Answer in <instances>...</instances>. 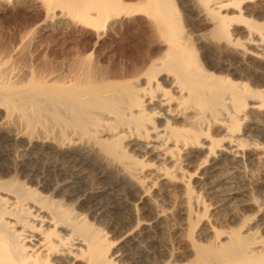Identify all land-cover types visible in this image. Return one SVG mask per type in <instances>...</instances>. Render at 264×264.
<instances>
[{"label": "bare ground", "instance_id": "6f19581e", "mask_svg": "<svg viewBox=\"0 0 264 264\" xmlns=\"http://www.w3.org/2000/svg\"><path fill=\"white\" fill-rule=\"evenodd\" d=\"M39 1L48 20L68 16L87 28L94 36L85 38L98 51L86 53L89 46L64 50L52 36L44 40L45 49L26 55L30 63L24 68L0 53V264H123L124 258L128 264H264V202L239 198L241 188L227 163L243 153L247 161L261 153L259 143L242 138L241 116L249 105L264 110V86L254 81L251 89L214 62L215 50L243 65L264 60V23L246 16L263 15L264 0ZM141 18L150 21L148 28L157 36H141L142 41L109 36L111 26ZM237 27L244 28L242 41ZM1 37L7 42L3 51L11 54L16 45L36 39ZM133 42H144L146 54L135 51ZM253 128L263 131L258 124ZM195 167L194 174L204 178L223 171L213 178L222 187L206 188L212 198L221 196L223 207H239L242 214L227 213L235 226L220 229L205 222L209 205L190 185L196 176L189 169ZM156 180L159 191L169 182L182 185L179 214L188 220L187 237L191 240L202 224L207 241L192 242L189 256L180 258L160 244L156 252L141 247L142 254L136 250L134 257L129 251L140 247L141 234L150 241L164 226L159 222L163 211L136 219L123 235L124 250L112 251L95 217H108L110 227L123 228L121 213H131L126 198L137 190L146 197ZM115 188L124 192L108 202L94 199ZM194 210L201 211L195 221ZM248 210L252 216H244Z\"/></svg>", "mask_w": 264, "mask_h": 264}, {"label": "rangeland", "instance_id": "374dc122", "mask_svg": "<svg viewBox=\"0 0 264 264\" xmlns=\"http://www.w3.org/2000/svg\"><path fill=\"white\" fill-rule=\"evenodd\" d=\"M31 1L30 0H20V1L19 0H0V40H2V42L1 41L0 42L3 45V47H1L2 50L0 51V53H2L1 57L4 58L5 55H6L5 59L6 58L15 59L16 58L15 62L18 63V64L16 63V65L19 68H24V65L27 66L28 63H30L29 61L26 60V58H27L26 55L29 56V55H31V53L32 54H36L39 51L45 49L46 44H45L44 40L46 41L47 38H48V40L53 38V41H56V40L59 41L60 45L63 47L64 50H72V51H76V52L78 50V52H80L82 49L85 48V46L86 47L89 46L88 47L89 49L85 48V50L87 49L86 53L89 54V52L91 53V52H97L98 51L96 47H91L92 42H90L89 39L85 38L87 36H94V34H92L91 32H88L87 28H85L83 25L81 26V24L78 23V21H76V20H74V19H72L70 17L68 18V16L65 17V18H59V19L58 18H54L53 20H48L45 17L44 13H42V12H44V6H42V3L39 0H31ZM35 8H36V10L41 11L40 15L39 14H34V12L36 11V10L34 11ZM56 10L58 12L61 11V9L58 8V7L56 8ZM178 10L180 12L182 11L180 6H179ZM246 16L249 19H251V20L254 19L253 22L256 21V23H258V22L259 23H264V14L263 15H261V14H253L251 16L246 14ZM38 17H39V19H38ZM148 21L149 20L146 19V18H141V20H139V23H136V24H134V23L128 24L127 22H125L121 26L113 25L114 28H112V26H111L108 34H109V36H116V38L117 37L120 38L119 37V35H120V36H128L129 38H132L133 40H137L138 39V40H141V41L143 40V38L141 36H150V35L151 36H157L151 30V27H150V29L148 28L149 26H151V25H149L150 21L149 22ZM137 24H139V25H137ZM145 26L148 28V35H145V29H147ZM117 27H119V29L121 27L122 28L119 30ZM242 28L243 27H237V29H236L237 30L236 31L237 32V36H238V31H239V36L241 35L240 39L242 38V35L246 36L244 31L242 30ZM185 29L187 30L188 28L186 27ZM122 30H123V32H122ZM1 36H35L36 39H34L32 41H27L26 40L27 43L25 41L22 44L16 45L14 47V49L11 51L12 52V54H11L8 51H3L4 49H6V46L4 45L5 44L4 42H6V41L5 40L3 41ZM103 36H105V35H103ZM49 37H52V38H49ZM132 39H130V40L133 41ZM242 40L243 39H241V41ZM1 43H0V46H1ZM24 43H26V44H24ZM84 43H85V45H84ZM111 43H112V41H109L107 44L109 45ZM107 44H106V46H107ZM131 44H132L133 47H135V48H133L135 51H136V49H138L141 52V54H146L144 52L147 50V45L144 42H142V43L139 42V44L141 46V49L140 48H136L137 45H139V44L134 43V42L131 43ZM141 44H144V45H141ZM143 46H144V48H143ZM215 52H214L215 53V58L216 57H218V58H216L215 59L216 61H214V62L216 64H218V65L220 64L222 69L224 67L225 68L224 71H230L232 73L234 72L233 75H235V73H236V76H238V77H236L237 81H239V80L241 82L244 81L242 83L246 84L247 86L249 85L250 87L249 86L248 87L251 88V89L252 88L253 89L256 88V86L258 84H260L261 87L264 86L263 85L264 84V71H263L264 70L263 69L264 68V64H263L264 60L263 59L261 60L260 58H258L260 60H255L256 58H254L253 60L248 61L246 63V65H243L242 63H240V62H238L236 60H235L236 62L235 61L233 62V59H231V58L229 59V57H226V55L219 54V51L217 52V50H215ZM6 53H8V54H6ZM8 55L11 56V57H8ZM222 59H227V63H228V60L229 61L232 60V61H230L232 63L231 64L229 63L230 64V69H229V66H228L229 64H227V63L224 64L223 61H225V60H222ZM219 60H221L222 62L221 61L219 62ZM249 62H250V64H249ZM225 65H226V67H225ZM227 67H228V69H227ZM235 71H237V72H235ZM232 73H230V74H232ZM249 74H251V75H249ZM252 74H254V75H252ZM259 75L261 77H263V78H261ZM258 76H259V79H261V81L258 79ZM254 81L257 82V85H256V82H254ZM249 106H248L249 108L247 107L245 109V112H244L245 114L242 113V116H241L242 120H243V117L245 118V120L243 121L244 122L243 125H244L245 128L242 125L243 131L245 130V132H244L245 134H243L242 138L245 141H247V142H252L251 140H253V141H256L257 143H259L260 144V148H259L258 152L260 151L261 153L259 152L260 154L258 156L257 152L253 151L252 152L253 154L256 153V154H254L255 155L254 157H257V156L258 157L254 158V159H251L252 161L251 160L247 161L245 159V154H247V153H243V154H240L238 156V159H235V161H233V162L231 161V162H227V163L231 164V166L228 165V167L229 166L232 167V169H233L232 172H233V174L235 173L232 177L234 178L236 186L238 188H241L239 191H241L242 193L240 192V194H238L239 198L242 197L241 198L242 200L244 198H246V197L247 198H256L259 202L261 200H262L261 202H264V155H263V153H264V150H263L264 149V110L261 111V110L255 109L254 106H252V107H251V105H249ZM251 122H255V126H256V124H258L260 126L261 130H263V131H261L262 133L261 132L259 133V132H257V130H254L253 127H255V126H254V124H253V126H251V124H250ZM246 125L250 126V128L248 130H246V128H247ZM255 159L258 160V161H256ZM250 161L252 162V164H249ZM195 170H196V167L189 169V172L191 171L192 172L191 174H194ZM234 170H235V172H234ZM221 173L223 174V171L219 170L215 174H216L217 177H219V175ZM194 175L196 176V178L190 181V185L192 186V189H193V194L194 195H199L200 199L203 200V201H207V202H205V204L209 205V208H208V212L209 213H207V220H205V222L209 223L211 226H213L215 228H220V229H221V227L223 229H227V228H229L231 226L232 227L235 226L236 224H234V222L232 224V222L230 220H227L228 219L227 213L229 214L230 211H235L236 212L237 210H238L239 213H241L240 210L238 209L239 207H237L235 204L234 205L230 204L232 206V208L235 207L234 210H231V206L227 207V205H225L226 208L223 207V205H222V203L220 202V199H219V197H221V196H218L217 198L214 199V198H212L213 195H210L212 190L207 189L208 185H209V188L211 187V185H216V187L217 186L218 187H222V183H219L221 181L217 182L216 181L217 180L216 176L214 177L213 175H212L211 178H204L203 176H201V173L200 174L197 173V174H194ZM213 178L214 179L216 178V180H214ZM150 181H152V179H150L149 182H146V184H148L149 186H150ZM210 181H212L213 184ZM194 182H195V184H194ZM169 183L165 184L166 186L169 184L167 186V188H166L165 185H164L165 189H164V187H161V188H163V191L161 189L160 190L161 192H160L159 191L160 188L157 187V185L159 186L161 184H160V182H158V180H156L155 188H151L149 190V193L146 195V197H144L142 195L140 190H137L138 194L141 193L140 196L137 193H134L135 196H132V197H129V198L127 197L126 200H125L127 202L126 209H127V211H131V213L130 212L123 213V214L121 213V215L125 218L124 219L125 221H124V224H122L124 227L122 228V226H120L119 230H118V228L114 229L113 227H110L111 222L108 221L110 218H108V217H106V218L105 217H99V216L95 217L94 216L95 219H96L94 221V223L96 224V222L98 221L96 226L99 227V229H101L104 232H106L108 234L109 241H111L113 243V248H115V249L112 248V251L113 250L117 251V249H120L122 247L120 244L123 243L122 242V240L124 239L123 235L127 231L132 230L136 226V224H135L136 223V219L142 218L144 220H147L148 219V214H150V213L151 214L152 213L155 214L157 212H163V211H164L163 212V214H164L163 218L164 219L163 218L159 219L160 220L159 221L160 225H162V224L164 225V226L162 225L163 227L160 230H158L159 232L160 231L161 232L160 233L158 231L155 232L156 235H155V233H153L152 236H151L152 239L149 236L150 237L149 238L150 241L147 240V237H146L147 235L141 234V239L142 240L141 239H139V240L141 242L143 241L142 242L143 244L141 243L139 248H138V246H135V249L132 247L133 249L131 248L132 250L129 251V253L134 255V257L136 255L137 256L139 255V251H140V254H142V251L143 252L144 251H148V250L150 251L151 249L153 251H150V252H156L157 249H158L157 247L162 245V247L165 246L166 248L168 247V249H169V247L174 249V251H175L174 254L177 255L180 258L182 255L183 256H189L188 255V253H189L188 251L191 248L190 246H191L192 242L203 243L204 244L207 241L206 235L204 236V233L202 234V232H203V230H202L203 226H201L202 224H198L195 227V229L193 230V233H192L191 240L187 237L188 234H189V230H188V226H187L188 225V220H187L186 217L181 216L179 214V211H180L181 206H182V205H180V202H181V204L184 203V201L182 199L184 197V194H182V193H184L183 192L184 190L181 189V188H183V187H181L182 185L181 186H180V184L178 185L177 182H174V183L173 182H169ZM168 187H170V188H168ZM86 188H88V187H86ZM167 189H169V191H167ZM119 190H120L119 188L118 189L115 188L111 192L108 191L109 193H113L114 192L112 194L113 196H111V195L109 196V194H107L108 192L106 194L103 193L102 196L101 195H99V196L98 195H96V196L93 195V196H94V199H98V200H96L97 202L98 201L108 202L110 197H116L117 198V197H119V195H121V193L124 192V190H122V189L120 191ZM93 191L99 192L96 187L93 188ZM115 191H117L118 193L120 192V193L118 194ZM135 192H136V188H135ZM150 192H152V193H150ZM203 192L206 193L205 194L206 197H204L205 195H203L204 194ZM207 192H209V193L207 194ZM116 193H117V195H115ZM241 194H242V196H241ZM136 196H138V197H136ZM130 198H132V199H130ZM136 198L137 199L139 198V199L137 200ZM206 198H208V200H206ZM209 199H213V200H209ZM182 201H183V203H182ZM213 201H214V203H213ZM212 204L214 206H212ZM179 205H180V207H179ZM134 206L136 207V212L134 210ZM218 206L220 207L219 209H217ZM140 208H143V210L140 209ZM225 209H226V211H224ZM141 210H142V212H141ZM84 211H85V209L82 211L83 214H86V212H84ZM217 211H218V213L220 211V214H218ZM198 212H199L198 210L197 211L194 210V212H193L194 213V215H193L194 217H192V220L195 221L196 217H200L201 211H200V213H198ZM215 213H217V214L215 215ZM245 213L246 214L244 216H247V215L252 216L253 215V211H251V210L250 211L249 210L245 211ZM124 214L127 215V216L129 214V217L125 216ZM132 214H133V216H132ZM135 214H136L137 218H136ZM210 214H212V216ZM130 215H131V217H130ZM112 216L115 217V219H117V218L120 219L122 217V216H120V214H115V215H112ZM208 217H209V219H208ZM212 217L214 219H212ZM127 218H128V220H127ZM204 219H206V217ZM211 219L214 220V221H212ZM140 221H142V220H140ZM108 222H109V224H108ZM212 222H214L213 225L211 224ZM224 226H225V228H224ZM199 230H201V232ZM157 233H158V235H157ZM197 234H198V237L200 238L199 241L197 240V238H198ZM200 235H203V238H202V236L200 237ZM142 236H143V238H142ZM195 236H196V238H195ZM144 238L146 239V241L144 240ZM193 238H195V239H193ZM204 238H206V239H204ZM201 241H203V242H201ZM141 247H143V248H141ZM123 248H121L122 250H120V252L124 250ZM140 248L142 249V251H141ZM136 250H138V252H137L138 254L136 253V255H135ZM125 259H126L127 262L125 261ZM123 262L121 261V263H123V264H128L129 263L127 258H124Z\"/></svg>", "mask_w": 264, "mask_h": 264}]
</instances>
